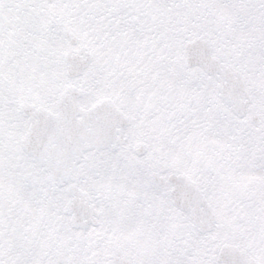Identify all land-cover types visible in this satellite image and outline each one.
Masks as SVG:
<instances>
[{"label": "snow or ice", "instance_id": "snow-or-ice-1", "mask_svg": "<svg viewBox=\"0 0 264 264\" xmlns=\"http://www.w3.org/2000/svg\"><path fill=\"white\" fill-rule=\"evenodd\" d=\"M0 264H264V0H0Z\"/></svg>", "mask_w": 264, "mask_h": 264}]
</instances>
